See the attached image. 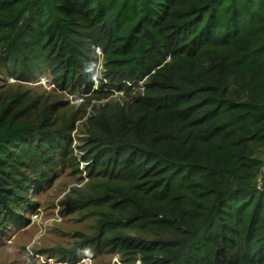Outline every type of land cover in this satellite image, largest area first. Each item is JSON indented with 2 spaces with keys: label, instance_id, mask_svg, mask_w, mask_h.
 Returning <instances> with one entry per match:
<instances>
[{
  "label": "trees",
  "instance_id": "trees-1",
  "mask_svg": "<svg viewBox=\"0 0 264 264\" xmlns=\"http://www.w3.org/2000/svg\"><path fill=\"white\" fill-rule=\"evenodd\" d=\"M100 63L127 99L94 109L79 147L94 187L68 201L94 209L99 244L133 263L264 264V0H0V71L76 91ZM55 107L0 94V232L37 183L80 171L79 119Z\"/></svg>",
  "mask_w": 264,
  "mask_h": 264
},
{
  "label": "rangeland",
  "instance_id": "rangeland-1",
  "mask_svg": "<svg viewBox=\"0 0 264 264\" xmlns=\"http://www.w3.org/2000/svg\"><path fill=\"white\" fill-rule=\"evenodd\" d=\"M103 75L100 63L92 88L73 91L58 87L47 72L32 81H22L0 71V94L27 92L41 103L56 102L61 116L79 119L72 131V147L80 164L79 172L60 166L48 183L35 185L31 204L17 219L19 224L9 223L0 232V264H143L140 257L133 263L124 260L122 253L111 252L99 244L103 234L94 209L68 204L70 198L87 196L94 187L95 181L90 178L88 163L79 148L86 143L88 120L95 115L94 109L127 99L119 89L102 88L99 79H104Z\"/></svg>",
  "mask_w": 264,
  "mask_h": 264
},
{
  "label": "built area",
  "instance_id": "built-area-1",
  "mask_svg": "<svg viewBox=\"0 0 264 264\" xmlns=\"http://www.w3.org/2000/svg\"><path fill=\"white\" fill-rule=\"evenodd\" d=\"M263 178H264V165H263L262 170H261L259 181L261 182Z\"/></svg>",
  "mask_w": 264,
  "mask_h": 264
}]
</instances>
